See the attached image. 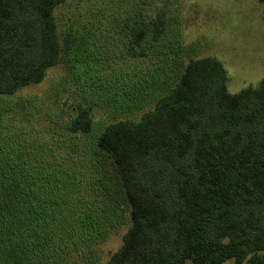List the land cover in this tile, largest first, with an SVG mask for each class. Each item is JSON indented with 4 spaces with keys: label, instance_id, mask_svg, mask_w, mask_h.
I'll use <instances>...</instances> for the list:
<instances>
[{
    "label": "trees",
    "instance_id": "trees-1",
    "mask_svg": "<svg viewBox=\"0 0 264 264\" xmlns=\"http://www.w3.org/2000/svg\"><path fill=\"white\" fill-rule=\"evenodd\" d=\"M65 1L0 0V95L41 82L71 53L54 18ZM178 76L138 120L111 122L96 139L98 190L129 221L106 264H264V79L231 93L213 57L188 59ZM68 129L92 130L86 108ZM18 161L0 150V264H48L44 178Z\"/></svg>",
    "mask_w": 264,
    "mask_h": 264
},
{
    "label": "rangeland",
    "instance_id": "rangeland-1",
    "mask_svg": "<svg viewBox=\"0 0 264 264\" xmlns=\"http://www.w3.org/2000/svg\"><path fill=\"white\" fill-rule=\"evenodd\" d=\"M54 18L73 49L41 82L0 95V150L44 178L42 190L30 180L43 191L48 264H106L129 221L111 215L98 190L99 133L138 120L190 58L220 61L231 93L256 86L264 79V0H66ZM139 28L145 37L134 44ZM80 107L92 130L75 134L68 126Z\"/></svg>",
    "mask_w": 264,
    "mask_h": 264
}]
</instances>
